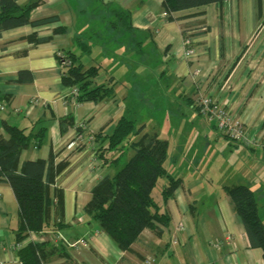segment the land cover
Here are the masks:
<instances>
[{
  "label": "crops",
  "instance_id": "obj_1",
  "mask_svg": "<svg viewBox=\"0 0 264 264\" xmlns=\"http://www.w3.org/2000/svg\"><path fill=\"white\" fill-rule=\"evenodd\" d=\"M30 1L35 0H18ZM37 1L31 19L56 15L58 21L17 27L0 35V136L4 135L2 121L33 135L44 127L38 136L40 142L21 151L19 166L25 160L47 159L50 153L61 165L56 184L64 194L62 226L54 232H30L27 236L35 241L51 237L54 242L61 239L66 243L70 257L46 264H264L261 250L250 246L226 192L234 185L249 187L264 223V0L260 5L257 0L211 3L175 12L171 21L162 14V0ZM115 8L131 14L132 35L124 29L127 35L118 41H125L130 49L137 47V54L143 53L142 45L150 52H146L149 57L155 54L166 68L160 76L165 77L166 89L174 97L183 96L190 105L193 101L195 107L191 108L200 117L203 114L196 98L214 94L225 99L224 106L246 118L247 135L252 140L244 145L229 138L235 149L233 158L219 161L214 169L218 160L212 154L202 167L208 170L200 169L204 162V157H199L201 150L196 153L185 147L184 141H178L175 146L179 147L164 161L168 162V174L181 180L164 206L169 224L159 230H143L142 238L129 251L119 250L84 212L94 185L112 173L96 157V143L86 137L113 129L124 113L121 102L126 94L115 93L117 80L102 73L103 65L97 63L101 69L94 84L115 80L114 95L97 103L71 99L69 87L61 82V65L56 57L68 50L75 52L74 46L81 41L89 46L88 41H93L103 48L100 44L106 41L96 26L107 16L113 20L116 16L111 10ZM61 24L67 27L65 33L53 34L48 42L34 45L28 39L33 32L50 35ZM185 40L189 44L185 45ZM20 70H28L32 81L18 82ZM213 124L216 128L215 121ZM80 133L83 140L76 138ZM175 160L180 169L173 166ZM19 222L13 191L8 183L0 181L1 264H21L14 246ZM21 243L24 245L25 240Z\"/></svg>",
  "mask_w": 264,
  "mask_h": 264
},
{
  "label": "trees",
  "instance_id": "obj_2",
  "mask_svg": "<svg viewBox=\"0 0 264 264\" xmlns=\"http://www.w3.org/2000/svg\"><path fill=\"white\" fill-rule=\"evenodd\" d=\"M225 1L162 0V5L167 13L165 20L171 21L175 19L172 16L175 12ZM259 1L257 3L260 5ZM38 3L37 0L27 3L0 0V35L3 31L17 27L41 26L58 21L56 15L31 19L30 13ZM111 11L118 19L117 22L111 19L113 23L117 27L123 26L132 35L129 10L115 8ZM66 28L63 24L57 25L50 35L38 36L33 32L28 39L34 45L45 43L52 39L53 34L65 33ZM80 44L82 52L90 51L88 44L83 41ZM136 44L141 42L137 41ZM56 57L61 65L62 84L78 89L76 101L97 103L114 95L115 80L94 84L100 65L84 66L79 54L69 50L56 54ZM17 81L31 82V73L20 70ZM190 103L195 107L193 101ZM197 108L200 110L198 105ZM1 127L7 137L0 136V181L10 185L18 205L20 222L16 242L25 240V244L17 251L20 263L46 264L52 259L69 258L66 243L61 239L55 242L51 237L39 241L27 239L30 232H54L63 223L64 194L63 189L56 184L61 165L54 162L53 154L50 153L47 159L25 160L19 166L21 151L40 142L38 136L42 135L44 127L39 128L35 135L6 121L1 122ZM91 135V142L96 143V157L112 173L106 174L94 185L84 212L90 222L108 235L119 250L129 251L132 244L142 238L143 230H159L161 226L169 224L170 217L164 206L181 180L168 174L164 166L167 140L159 138L156 132L144 130V125H138L136 120L122 115L110 132L100 131ZM160 177H166L168 183L161 190L159 199H156L152 191ZM226 192L232 209L244 225L250 246L259 248L264 259V223L258 215V204L252 190L239 184L227 187Z\"/></svg>",
  "mask_w": 264,
  "mask_h": 264
},
{
  "label": "rangeland",
  "instance_id": "obj_3",
  "mask_svg": "<svg viewBox=\"0 0 264 264\" xmlns=\"http://www.w3.org/2000/svg\"><path fill=\"white\" fill-rule=\"evenodd\" d=\"M78 6L83 5L80 2ZM84 18L88 22L91 21L87 16ZM113 20L117 22L118 19L114 18ZM114 24L107 16L96 26L97 32L101 31L104 41H106V43L102 42L105 45L100 44L103 48L95 46V42L88 41L87 38L86 40L90 42L91 46L89 52H82L79 45H75L73 49L79 54L84 66L100 63L103 65L102 73H105L107 77L110 74L114 76L117 80L115 86L118 85L115 93L119 96L126 94L127 97L121 102V108L124 110L123 115L136 120L138 125H144V130L156 132L159 138L166 139L169 143L167 155L172 154L179 147L175 146L178 141H184L183 145L190 146L196 153L201 150L199 157H204V162L200 164L201 170H208L206 166L204 169L202 167L206 162L205 158L212 154L218 160L214 169L218 167L219 161L231 160L235 153L233 143L217 127L213 126L214 120L208 119V115L200 117L191 108L187 98L180 95V98L174 97L166 89L165 77L160 76L161 72L166 71L162 61H159L155 54L149 57L150 52L144 50L143 45V53L137 54V47L133 45L130 49L125 41L119 42L118 39H123L127 33L123 26L117 27ZM115 42H119L118 47H115ZM257 63L258 61L254 65ZM114 64H118V66L115 67ZM108 80H102V83H106ZM207 96L216 97L214 94ZM217 98L220 104L225 103V99L219 96ZM123 104L124 107H122ZM225 108L233 112L235 119L243 120L246 126V118L240 116L230 106H225ZM181 125L183 128L180 131ZM231 150H233V154H231ZM166 164L168 165V162H164V166ZM173 166L180 169L176 160ZM214 169H209V171H214ZM167 183L166 177H160L152 191L153 197L159 199L161 190L166 187ZM149 262L148 260L147 263ZM102 264H104L103 261Z\"/></svg>",
  "mask_w": 264,
  "mask_h": 264
},
{
  "label": "built area",
  "instance_id": "obj_4",
  "mask_svg": "<svg viewBox=\"0 0 264 264\" xmlns=\"http://www.w3.org/2000/svg\"><path fill=\"white\" fill-rule=\"evenodd\" d=\"M164 16L167 15L166 12L162 13ZM184 44H189V40H185ZM191 51H186V53H190ZM68 95L71 99L75 100L78 95V89L76 87H70ZM212 94H206L205 96H201L197 102L200 107L201 113L206 116L208 119H213L215 121L216 127L228 138L238 141L244 145H249L252 143V140L247 135V124L245 126V122L243 120L235 119L233 112L226 109L223 104L219 103V100L216 97L211 98ZM1 107L3 105H0ZM82 129H86V125H81ZM83 133L78 135L76 138L78 140H83ZM89 142L92 141V135H88L86 137ZM16 248H20L22 243L16 242L14 244ZM1 264V262H0Z\"/></svg>",
  "mask_w": 264,
  "mask_h": 264
}]
</instances>
